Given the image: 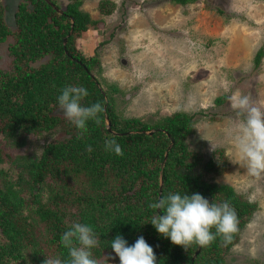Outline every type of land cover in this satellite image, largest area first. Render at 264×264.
I'll return each instance as SVG.
<instances>
[{"label":"trees","instance_id":"obj_1","mask_svg":"<svg viewBox=\"0 0 264 264\" xmlns=\"http://www.w3.org/2000/svg\"><path fill=\"white\" fill-rule=\"evenodd\" d=\"M1 1L0 45H7L9 61L0 67V264H44L46 257L57 255L67 259L60 238L76 222L91 225L98 236L99 246L92 252L99 264H120L110 247L118 234L129 246L143 236L154 250L156 264H225V253L237 243L256 205L232 187L204 179L219 173V163L212 155L200 165V156L188 149L192 115L176 112L148 123L115 111L110 91L118 90L100 87L93 72L96 58L77 48L81 33L97 23L80 10L81 0H70L60 14L44 0H23L13 28ZM169 1L185 5L195 0ZM261 58L259 49L255 67ZM67 85L88 90L85 106L99 101L105 108L101 125L90 121L80 139L57 101ZM104 115L112 133L104 125ZM57 129L62 140L32 144ZM150 130L153 133L146 135ZM109 138L120 145L122 156L105 150ZM5 141L19 154L5 152ZM169 192H198L210 203L228 202L238 217L232 241L217 237L194 256L198 245L185 250L161 236L150 223L154 211L149 204ZM109 254L115 258L107 260Z\"/></svg>","mask_w":264,"mask_h":264},{"label":"rangeland","instance_id":"obj_2","mask_svg":"<svg viewBox=\"0 0 264 264\" xmlns=\"http://www.w3.org/2000/svg\"><path fill=\"white\" fill-rule=\"evenodd\" d=\"M22 1H1L11 28ZM52 1L60 11L70 2ZM101 7L111 12L104 14ZM79 8L97 23L81 33L77 48L96 58L93 72L100 87L118 90L110 91L115 111L148 123L176 112L192 115L188 149L200 156V165L212 155L219 163V173L204 179L228 185L256 205L237 243L225 253V264H264V176L252 177L234 163L233 129L239 117L231 101L239 92L264 110V0H195L185 5L81 0ZM6 47L0 45V67L9 61ZM259 49L262 58L255 67ZM60 133L57 129L40 140L38 136L32 144L62 140ZM2 147L7 153L20 152L6 141Z\"/></svg>","mask_w":264,"mask_h":264},{"label":"clouds","instance_id":"obj_3","mask_svg":"<svg viewBox=\"0 0 264 264\" xmlns=\"http://www.w3.org/2000/svg\"><path fill=\"white\" fill-rule=\"evenodd\" d=\"M88 95V90L83 86L67 85L61 89L57 98L65 118L78 130V139L88 131L90 121L96 126L101 125V113L105 111L99 101L85 106L82 102ZM231 101L239 117L233 129L232 142L238 153L234 163L259 179L264 176V110L255 106L250 97L239 92L231 97ZM104 144L106 151L123 155L114 138L105 139ZM87 151H92L90 145ZM149 208L154 211L150 223L157 232L169 238L173 245L182 246L185 250L193 244L210 246L217 237L230 243L238 231L236 211L228 202L210 203L198 192L190 195L169 192L158 201L150 203ZM212 229H215L214 233ZM60 243L67 250V259L59 255L46 257L44 264H99L93 258L92 249L99 246L100 240L91 225L80 222L71 224L62 234ZM110 247L119 257L120 264H156L154 250L143 236L129 246L118 234L111 240ZM114 258L111 254L106 257L107 260Z\"/></svg>","mask_w":264,"mask_h":264},{"label":"water","instance_id":"obj_4","mask_svg":"<svg viewBox=\"0 0 264 264\" xmlns=\"http://www.w3.org/2000/svg\"><path fill=\"white\" fill-rule=\"evenodd\" d=\"M44 1H45L47 4H49L52 8H54L59 14L61 13V11H60L59 9H57V8H56V7H55V6H54L49 0H44ZM72 25H73V23H71V27H72ZM104 125H105L107 131L112 133V131H111V129H110V121H109V119L107 118L106 115H104ZM152 133H153V130H150V131H148V132H145L146 135H151ZM170 147H171V145H169L168 149H169ZM167 152H168V151H166V152L164 153V158H163V161H162V163H161V168L163 167V165H164V163H165V161H166ZM200 248H201L200 246H197V250H196V252L194 253V256L198 254Z\"/></svg>","mask_w":264,"mask_h":264},{"label":"bare ground","instance_id":"obj_5","mask_svg":"<svg viewBox=\"0 0 264 264\" xmlns=\"http://www.w3.org/2000/svg\"><path fill=\"white\" fill-rule=\"evenodd\" d=\"M171 2V1H170ZM235 42V41H234Z\"/></svg>","mask_w":264,"mask_h":264}]
</instances>
